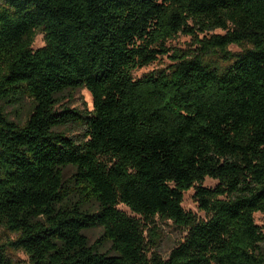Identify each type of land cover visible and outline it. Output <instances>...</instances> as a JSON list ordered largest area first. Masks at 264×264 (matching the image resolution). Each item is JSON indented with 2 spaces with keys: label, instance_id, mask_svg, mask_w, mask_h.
Segmentation results:
<instances>
[{
  "label": "trees",
  "instance_id": "trees-1",
  "mask_svg": "<svg viewBox=\"0 0 264 264\" xmlns=\"http://www.w3.org/2000/svg\"><path fill=\"white\" fill-rule=\"evenodd\" d=\"M178 34L195 49L165 48ZM159 56L170 65L133 78ZM82 88L91 112L58 109ZM190 189L205 220L182 208ZM257 213L264 0H0V229L14 236L0 264L7 250L29 264H264ZM156 220L186 231L166 259L151 253Z\"/></svg>",
  "mask_w": 264,
  "mask_h": 264
},
{
  "label": "rangeland",
  "instance_id": "rangeland-1",
  "mask_svg": "<svg viewBox=\"0 0 264 264\" xmlns=\"http://www.w3.org/2000/svg\"><path fill=\"white\" fill-rule=\"evenodd\" d=\"M224 32L221 30H215L209 32L207 37L213 35H223ZM203 35H200L202 38ZM44 45L42 34L37 33L32 49L36 50L41 48ZM164 47L169 49L170 51L173 50H181V51H191L194 50V42L193 39L189 36L178 34L175 38L167 40L164 44ZM229 51L232 53L238 52V49L235 46H230ZM170 65V60L167 56H159L155 62L152 64L143 67L141 69L135 70L133 72V78L138 80L143 76L157 72L160 70L165 69ZM63 108H68L69 110L75 111L77 113H89L92 111V99L89 92L82 88L75 91H70L64 93L60 97V104L58 105V109L62 110ZM7 112L10 114V119L12 121L18 120V116L20 112H13L11 109H8ZM59 131H64V133L71 138L79 139L82 134V130L77 125H68L66 127H62ZM72 171L67 169L65 171V180H69ZM217 182L206 178L202 184L203 188L212 189L216 186ZM119 210L125 212L126 214L133 216L130 211L124 207L123 205H118L117 207ZM182 208L185 212L192 213L195 215L196 218L205 220V214L201 212L198 207L197 203L194 199V189H190L183 194V202ZM254 222L255 224L264 232V214L257 213L254 215ZM152 227V226H150ZM154 227L156 229V233L158 235L156 246L151 247V253L156 254L157 256L161 257L162 259H166L170 253V251L181 241H183L184 237L186 236V231L176 227L170 221H161L156 220L154 223ZM101 233V229L95 228L85 232V235L88 238L89 244L92 245L98 239ZM14 239V236L9 232L0 229V246H6L7 242ZM262 249L264 250V243L261 244ZM109 246H103L100 248V251L108 252ZM8 258L13 262V264H29L28 258L22 252L18 251H10L7 250Z\"/></svg>",
  "mask_w": 264,
  "mask_h": 264
}]
</instances>
